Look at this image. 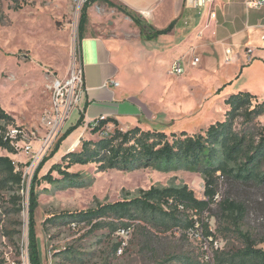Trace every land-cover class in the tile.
I'll return each mask as SVG.
<instances>
[{
    "label": "rangeland",
    "instance_id": "1",
    "mask_svg": "<svg viewBox=\"0 0 264 264\" xmlns=\"http://www.w3.org/2000/svg\"><path fill=\"white\" fill-rule=\"evenodd\" d=\"M86 1L89 0H0V107L12 118L7 122L0 119V125L5 126V133L15 126L25 131L24 136L18 138L19 148L10 142L17 149L16 154L0 148V155L12 158L24 178L21 187L14 189L4 188L0 181V264H30V185L45 158L40 177L54 163L61 162L62 157L58 158L59 150L52 154L57 142L36 160L22 146L30 142L34 150L40 148L47 131L45 115L52 100V84L55 79L68 78L74 64L80 61L79 22ZM105 6L106 2L98 0L89 7L85 34L112 41L120 70L118 78L128 91L129 101L142 109L138 122L128 123V128L141 125L159 128L168 134L183 130L194 133L205 131L211 123L225 118L223 102L216 99L214 92H209L218 83V74L204 68L206 54L198 45L200 29L193 30L185 41L187 51L179 56L187 70L177 76L170 72V63L178 55L174 46L181 43L182 38L176 41L170 37L146 38L150 31L147 24L138 26L117 8ZM194 58L200 61L194 64ZM233 70L231 60L226 64L225 74ZM257 89L263 96L258 98L261 101L264 83L257 82ZM71 123L69 118L57 141ZM125 125L120 126L126 129ZM113 127L109 124L107 130ZM235 129L258 139V132L264 129V114L247 124L239 117ZM83 135L76 139L72 149L79 150L84 139L99 138L89 128ZM71 171L82 174L86 181L84 186H56L42 181L36 188L39 202L35 212L36 232L43 264H215L216 249L201 227L198 234L152 223L148 224L150 227L133 225L126 231H111L109 227L91 231L83 222H46L52 215L86 210L99 202L131 198L141 189L152 186L187 184L203 199L202 175L184 169L99 171L94 163L74 166ZM54 175L59 176L57 172ZM217 185L216 202L202 218L216 233L218 250L242 246L233 226L223 219L219 201L225 197L245 203L247 213L241 228L249 231L258 246L264 248V184L233 182L226 178L219 179ZM17 196L19 198L15 199ZM19 206L20 211H16Z\"/></svg>",
    "mask_w": 264,
    "mask_h": 264
},
{
    "label": "trees",
    "instance_id": "2",
    "mask_svg": "<svg viewBox=\"0 0 264 264\" xmlns=\"http://www.w3.org/2000/svg\"><path fill=\"white\" fill-rule=\"evenodd\" d=\"M98 0L86 1L82 7L79 22V42L84 37L88 23V9ZM106 1V0H103ZM133 20L138 26L147 24L149 32L146 38H156L172 31L174 22L163 29H156L135 13L127 5L106 1ZM255 101V104H254ZM227 106L225 118L211 123L205 131L189 133H166L159 128H143L135 125L123 129L115 117H107L90 122L88 128L98 139L82 140L79 150L69 151L62 156L61 162L54 163L48 172L39 176L47 159L38 166L30 185L29 195V260L30 264H43L39 241L36 232L35 212L39 206L37 186L46 181L56 186L81 187L85 184L82 174L71 171L74 166L97 164L99 171L110 169L135 171L153 168L159 171L184 169L202 175L205 181L204 196L198 198L195 191L187 184L178 186L141 189L139 194L131 198L113 202H99L96 206L80 211L61 212L46 219L47 223L77 222L85 223L94 231L109 227L111 231L129 230L133 225L163 226L166 229L194 228L197 215L203 226L206 239H216V233L210 230L203 220V213L210 211L218 193L219 179L233 182L264 184V129L256 136L239 132L235 129L236 120L243 118L247 124L264 114V99L249 91L231 94L224 101ZM86 109V105L84 110ZM84 110L75 124L69 126L58 139L53 153L58 152L62 142L76 129L85 124ZM0 119L12 121L11 116L0 107ZM109 124L113 129L106 131ZM5 126L0 125V148L16 154L17 149L4 139ZM57 172L59 176H55ZM0 181L4 188H18L23 183V172L16 169L12 158L0 155ZM17 196L15 199H18ZM225 222L233 226V232L240 239L242 246L226 250L216 249L215 264H264V248L259 247L257 240L249 231H243V222L247 207L244 202L225 197L219 201ZM20 211V206L16 209ZM227 230L228 227H225ZM199 264V263H198ZM205 264V263H203Z\"/></svg>",
    "mask_w": 264,
    "mask_h": 264
},
{
    "label": "crops",
    "instance_id": "3",
    "mask_svg": "<svg viewBox=\"0 0 264 264\" xmlns=\"http://www.w3.org/2000/svg\"><path fill=\"white\" fill-rule=\"evenodd\" d=\"M106 1L127 5L156 29H163L174 22L171 32L158 36L170 37L174 41L182 38L181 43L177 45L183 46L180 48L174 46L175 54H178L174 59L187 51L188 45H185V41L193 30L200 29L198 45L201 52L206 54L204 68L218 74V83L210 88L209 92H214L216 99L223 102L226 107L224 116L227 110L224 101L231 94L249 91L259 99L263 98L257 89V82L264 83V6L249 8L246 5L247 0H216L214 6L210 7L212 10L208 7L198 10L193 6L192 0ZM107 6L110 5L106 2L105 7ZM85 33L86 28L79 46L85 90L79 105L70 116L73 125L86 105L85 124L62 142L58 158L76 150L71 147L76 139L84 136L88 124L96 118L102 115L115 117L120 125H125L123 122L125 121L127 129L128 123H137L142 114V109L129 101L128 91L118 78L120 70L115 62L117 58L112 41L99 35ZM228 45L232 46L233 53L230 57L234 62V70L225 74L228 62L224 61V58L227 57ZM249 56L250 61L247 60ZM112 80L118 81L119 85L111 84Z\"/></svg>",
    "mask_w": 264,
    "mask_h": 264
},
{
    "label": "built area",
    "instance_id": "4",
    "mask_svg": "<svg viewBox=\"0 0 264 264\" xmlns=\"http://www.w3.org/2000/svg\"><path fill=\"white\" fill-rule=\"evenodd\" d=\"M216 0H192V4L195 8H209ZM246 5L249 8H261L264 6V0H247ZM264 39V36H263ZM250 51V50H249ZM80 53V52H79ZM233 53L231 48L226 49V61H231V54ZM251 59V57H248ZM200 61V58H194L193 63L196 64ZM186 63L182 57H177L170 63V72L174 75L180 76L186 73ZM114 86L119 85L118 81H110ZM84 84V70L81 61L75 63L71 69L70 75L66 79H55L51 87L52 100L50 108L45 115V125L47 127L46 135L42 140L40 148L34 150L30 142L23 144L22 148L27 154L31 155V158L36 160L40 154L48 152L51 147L57 142L59 132L62 130L65 122L70 118L71 113L79 105L80 99L85 90ZM107 116L102 115L96 118L93 122L106 119ZM108 131V130H106ZM25 131L20 126H15L4 132V139L9 140L14 146H20L18 138L23 137ZM19 148V147H18ZM196 224L194 228L189 229V233L198 234L200 227L203 229L202 223L198 220V216L194 215ZM201 223V224H200ZM126 231V230H122ZM210 244H213L215 249H219V243L212 237L207 239ZM207 259L208 256H206Z\"/></svg>",
    "mask_w": 264,
    "mask_h": 264
}]
</instances>
